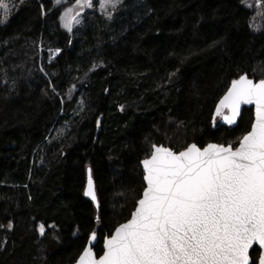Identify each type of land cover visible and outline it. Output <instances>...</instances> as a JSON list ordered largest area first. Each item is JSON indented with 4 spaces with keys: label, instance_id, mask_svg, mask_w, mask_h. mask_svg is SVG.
Returning <instances> with one entry per match:
<instances>
[{
    "label": "trees",
    "instance_id": "obj_1",
    "mask_svg": "<svg viewBox=\"0 0 264 264\" xmlns=\"http://www.w3.org/2000/svg\"><path fill=\"white\" fill-rule=\"evenodd\" d=\"M247 2L122 0L69 32V4L4 0L0 264H75L92 232L101 256L142 196L152 145L238 146L253 109L233 129L214 128L213 114L233 79H264V2ZM89 169L98 207L84 194Z\"/></svg>",
    "mask_w": 264,
    "mask_h": 264
},
{
    "label": "snow or ice",
    "instance_id": "obj_2",
    "mask_svg": "<svg viewBox=\"0 0 264 264\" xmlns=\"http://www.w3.org/2000/svg\"><path fill=\"white\" fill-rule=\"evenodd\" d=\"M75 2L81 10L93 6L92 0ZM119 2L100 0L101 7ZM0 7L8 5L0 0ZM71 11L61 17L69 31L78 22ZM252 104L255 120L236 147L191 143L174 151L152 145L141 162L146 186L131 218L104 239L103 255L85 247L79 264H264V252L250 256L254 244L264 249V79H233L216 115L232 125L241 105ZM85 194L96 199L90 175ZM44 227L39 225L41 233Z\"/></svg>",
    "mask_w": 264,
    "mask_h": 264
},
{
    "label": "rangeland",
    "instance_id": "obj_3",
    "mask_svg": "<svg viewBox=\"0 0 264 264\" xmlns=\"http://www.w3.org/2000/svg\"><path fill=\"white\" fill-rule=\"evenodd\" d=\"M54 1V4L55 6H59V5H64V4H69L68 8L67 9H72L71 13H69V15H72V16H76V21H73L72 25H71V31H69L67 28L64 27V20L61 19V25L64 29H66L67 31L69 32H72L73 29L78 25V24H81L82 21H83V13L87 10V9H96L98 10L100 13L104 14L107 18H111L113 16V11L115 10V8L120 4V2L122 0H120V2L118 4L115 5V7H113L111 4H108L107 6L105 7H101V3H100V0H92V7H84L82 10L79 6L76 5V2L75 0L73 1V3L70 4V1L71 0H61V2L59 4L56 3V0H53ZM248 6H251L253 3H252V0H248L247 2ZM257 4H260L257 2ZM77 13H79V15H76ZM65 14V11L64 13L62 14V16ZM251 28L255 31H259V22L258 20H253L252 23H251ZM89 76H86L84 80H87ZM76 93V88H70L69 91H68V98H72Z\"/></svg>",
    "mask_w": 264,
    "mask_h": 264
},
{
    "label": "water",
    "instance_id": "obj_4",
    "mask_svg": "<svg viewBox=\"0 0 264 264\" xmlns=\"http://www.w3.org/2000/svg\"><path fill=\"white\" fill-rule=\"evenodd\" d=\"M247 76H248V75H247ZM248 77H249V76H248ZM249 78H250V77H249ZM237 79H238V78H237ZM250 79H252L254 82H257V80H255L254 78H250ZM230 86H231V84H230ZM230 86H229V87H230ZM222 97H223V96H222ZM219 101H220V100H219ZM218 104H219V102L217 103V105H218ZM217 105H216V106H217ZM245 109H253V122H254V120H255V105H254V104H252V105H241L240 115L237 117L236 122H235L234 124H232V125H229L225 120H223L222 116H217V115H216V108H215V111H214V114H213L214 128H216V124H217V123H219V125H221V126L228 127V128H231V129L235 128V127L238 125L239 120L241 119L242 114H243V112H244ZM224 114H225V115L228 114V112H227L226 109L224 110ZM174 151H175V150H174ZM141 167H142V170H143V165H142V163H141ZM89 170H90V169H89ZM89 170H88L87 183H86V187H85V192H84V194H85V193L87 192V190H88V180H89V175L91 176V171H89ZM143 174H144V170H143ZM91 180H92V187H93V191H94V193H95L96 199L93 200L91 196H88V195H86V194H85V197H86V199L92 201V202L95 204L96 207H98L97 194H96L95 184H94V181H93L92 176H91ZM144 183H145V186H146V181H144ZM114 232H115V231H114ZM114 232H113V234H114ZM96 243H97V236H96L95 240H92V239L90 238V240H89V242H88V244H87L86 247H92L93 252L95 253L93 247L95 246ZM255 247H257V248L260 250V252H264V249H260V248H259V245L254 244V245H253V248L250 249V254H251L252 250H253ZM103 250H104V244H103ZM95 254H96V253H95ZM102 255H103V254H102ZM250 256H251V255H250ZM96 257L99 258L100 256H97V254H96ZM75 264H79V258H78V260L76 261Z\"/></svg>",
    "mask_w": 264,
    "mask_h": 264
}]
</instances>
